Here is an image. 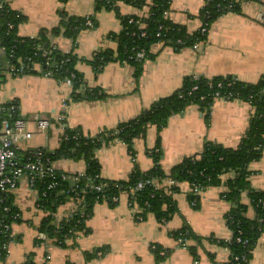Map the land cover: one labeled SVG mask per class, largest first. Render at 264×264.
<instances>
[{
    "label": "crops",
    "instance_id": "crops-1",
    "mask_svg": "<svg viewBox=\"0 0 264 264\" xmlns=\"http://www.w3.org/2000/svg\"><path fill=\"white\" fill-rule=\"evenodd\" d=\"M151 0H147L150 2ZM10 8L25 18L19 26V36L35 38L47 32L52 45L60 52L72 53L80 62L77 70L83 75L87 88L99 89L106 94L102 100H71V87L53 77L44 75H8L6 58L0 71V105L12 102L20 108L25 119L48 120L50 128L37 134L29 144V150L55 151L60 146L63 130L60 118L69 129H79L87 136L114 130L122 122L135 119L153 103L180 90L188 78L213 79L233 77L244 83H257L264 76V2L243 1L241 13L220 16L211 26L206 42L198 49L156 44L151 49L153 59L144 64L139 81L134 68L112 62L100 73L87 62L97 52L116 50L112 37L123 27L115 11L99 8L95 0H9ZM205 0H171L169 19L187 28L190 34L200 30V13ZM69 16L95 20L93 28L80 32L75 38L50 33L59 27V12ZM121 16H141L147 9L139 10L126 3H119ZM251 106L239 100H217L208 110L197 105L189 106L183 113L173 115L161 132V166L165 172L184 159L199 155L207 142L235 149L249 127ZM158 132L150 127L144 139L134 144V157L123 142L116 141L99 149L96 158L105 180H127L137 167L142 172L153 168L149 151L155 149ZM55 169L67 174H84L85 161L59 160ZM251 187L264 191V155L249 167ZM232 177L227 175L226 181ZM223 188V189H222ZM222 188H210L200 195V208L189 201L191 186L180 185L175 195L179 212L166 224H160L154 214L144 221L135 219V211L128 198H120L115 207L107 204L95 206L92 217L86 222L87 233H78L60 246L53 238L41 240L39 229L46 213L38 204V192L31 189L27 178L21 179L13 192V205L19 219L11 225L12 241L9 244L7 264H225L231 257L228 247L212 241L229 242L232 231L225 215L233 207L222 198ZM242 203L249 204L246 194ZM73 206L62 205L55 217L59 225L72 212ZM247 216L255 217L251 209ZM184 224L202 238V244L188 241L187 247H179L172 235ZM161 246L171 251L157 263L153 247ZM196 248L195 257L189 247ZM103 250L104 256L87 259V254ZM0 264H5L0 262ZM250 264H264V233L253 251Z\"/></svg>",
    "mask_w": 264,
    "mask_h": 264
},
{
    "label": "trees",
    "instance_id": "trees-1",
    "mask_svg": "<svg viewBox=\"0 0 264 264\" xmlns=\"http://www.w3.org/2000/svg\"><path fill=\"white\" fill-rule=\"evenodd\" d=\"M60 1L65 4L70 0ZM243 1L256 0H205L200 13L202 23L209 31L220 16L228 13L240 14ZM95 2L99 8L115 11L123 27L121 33L112 36L117 42L116 50L97 52L92 60L87 61L96 73H100L112 62H119L133 67L134 77L139 81L144 72V64L153 59L151 49L154 45L162 44L180 50L193 47L197 43H204L208 37V33L202 34L201 29L190 34L185 26L174 24L168 16L171 0H151L150 2L147 0H95ZM119 3L129 4L141 11L147 9V12L141 16H121L118 12ZM207 11L210 12L209 19L205 17ZM59 15L60 25L50 33L51 36L63 34L73 39L80 32L95 26L93 17L90 18L93 25L88 27L86 26L87 18L69 16L65 10L60 11ZM24 21L23 16L10 8L9 1L3 0L0 9V71L4 65V56L7 66L24 68L25 75L50 73V77L60 82L70 80L73 102L102 100L107 97L99 89L87 88L83 75L76 68L80 59L72 53L65 54L58 51L49 40L47 32H41L35 38L20 37L18 28ZM8 24H12L14 28L9 29ZM144 33L146 36H143ZM179 41H181L180 44H178ZM12 52L14 58L10 59L9 55ZM142 52L145 55L144 58L138 59V54ZM35 66H39V70L35 69ZM6 71L8 72L7 69ZM194 87L197 88L196 91H192ZM217 93L230 101L237 99L251 106L249 127L239 146L231 149L207 142L199 155L186 158L174 166L170 172H165L161 166V132L167 127L170 118L175 114L183 113L191 105L208 110L214 103L213 98ZM150 127H156L158 132L156 147L149 151L153 168L142 172L136 167L127 180L103 179L101 165L96 158L97 151L119 141L127 146L131 156L134 157L135 141L144 139ZM65 135L68 138L66 140L62 138L58 149L44 152L52 162L85 161L87 170L79 182L81 188L87 189L85 208L80 213H74L71 217L63 219L59 225L55 224L58 209L70 201V197L66 194L70 184L59 180L60 186L43 196L50 180H37L38 204L47 214L39 229L41 234L55 239L60 246L64 247L67 239L75 238L78 233H87L86 222L92 217L95 206L107 204L115 207L119 201L113 199L120 200L124 192L129 195L130 203L136 202L142 210L135 215L137 221H144L148 214H154L158 222L164 225L179 212L175 195L180 192L181 184L187 183L191 186L189 201L195 209L200 208V196L193 192V187L198 186L205 191L209 188L224 186L222 198L233 206L225 215L228 227L232 231V239L229 242L214 239L212 241L229 248L231 257L225 264H250L257 242L264 233V191L253 189L249 181L252 174L250 165L259 162L264 155V76L253 84L240 82L230 76L213 79L188 78L180 90L153 103L138 117L120 123L114 130H105L96 136H87L79 129L67 128ZM227 175L232 177L225 181L224 178ZM153 180L157 182L156 185L147 184L143 190L136 191L139 183ZM166 180L172 181L173 184H163ZM90 181H93L94 185H105L103 191L91 190L90 185L86 188ZM244 194L249 199L248 205L242 203ZM12 195L13 192L5 196L6 205L11 209V216H19L17 208L13 205ZM249 209H252L255 214L253 219L247 216ZM2 215L0 211V217ZM8 221L12 223L13 219ZM172 237L179 247H182V243H186L187 247L188 241L191 240L198 245L202 244V238L198 237L187 224H184L180 231L173 233ZM11 241L12 237L0 233V262H5L7 258L6 252L2 250L4 243ZM189 249L196 257V248L190 246ZM152 250L157 263H162L171 253L169 249L157 245ZM102 251L99 250L92 255L87 254V259L98 256V253ZM236 258L240 260L236 261Z\"/></svg>",
    "mask_w": 264,
    "mask_h": 264
},
{
    "label": "built area",
    "instance_id": "built-area-1",
    "mask_svg": "<svg viewBox=\"0 0 264 264\" xmlns=\"http://www.w3.org/2000/svg\"><path fill=\"white\" fill-rule=\"evenodd\" d=\"M9 1V0H8ZM264 2V0H260ZM3 0L0 3V9L2 8ZM220 8V6H219ZM221 9V8H220ZM207 19L210 18V12L205 13ZM133 21H131L132 23ZM92 21L90 18L86 20V26L92 27ZM9 29H13L12 24H8ZM202 34H207L209 31L207 27L202 23L201 26ZM143 36H146L144 33ZM160 36V34L158 35ZM181 41L178 42L180 44ZM201 43H197L193 48L198 49ZM144 53H139L137 58L143 59ZM10 59L14 58L13 52L9 55ZM39 66H35V69L39 70ZM8 75L23 76L24 68L17 69L12 65L7 66ZM50 73L44 75L50 77ZM66 83L69 87H72V82L66 80ZM197 88L194 87L192 91H196ZM214 102L217 100H229L227 97H222L218 93L213 98ZM237 100V99H236ZM65 117L60 118L61 128L63 130L62 138L65 140L68 138L65 135L67 127L64 125ZM51 124L48 120L40 118L25 119L20 116V108L17 103L12 102L7 106L0 105V211L3 215L0 217V233L5 236H11V225L16 221L19 216H11V209L6 205V198L9 193L14 192L21 179L24 177L27 178L29 186L31 189L36 190L37 180H50L47 185V191L43 193V196L47 195L48 191H54L60 185L59 180L63 182H68L70 184L69 190L66 191V194L70 197L69 203L73 206L72 212L66 218L71 217L74 213H80L85 208V194L87 189H83L79 186L80 179L85 176L84 174H67V173H58L55 169L52 160L48 158L45 154V149L29 150V144L37 134L45 133ZM28 154V156H26ZM156 181H147L146 183H139L136 187V191H141L147 184H155ZM166 185H172L173 182L166 180L163 182ZM90 185L91 190L97 192H102L105 185H94L93 181H90L86 186L88 188ZM38 192V191H37ZM193 192L200 196L203 193V189L200 187H193ZM125 193V192H124ZM4 194V195H3ZM127 194V193H126ZM129 206L135 211V214L140 213L142 210L139 208L136 202L130 203L129 195L127 194ZM114 201H119V198H114ZM13 219V222H9L8 219ZM39 237L41 240L46 241L48 236L45 234H40ZM240 242V239H238ZM181 243V241H179ZM9 244L10 242L4 243L2 250L6 252L8 257L9 254ZM182 247L186 248V243H182ZM101 256L102 253H99ZM239 258H236V261H239ZM5 264V262H3Z\"/></svg>",
    "mask_w": 264,
    "mask_h": 264
},
{
    "label": "rangeland",
    "instance_id": "rangeland-1",
    "mask_svg": "<svg viewBox=\"0 0 264 264\" xmlns=\"http://www.w3.org/2000/svg\"><path fill=\"white\" fill-rule=\"evenodd\" d=\"M219 188H222V187H219ZM209 189H210V188H209ZM222 189H223V188H222ZM122 197L127 198V194H126V193H122L121 198H122ZM250 210H251V209H249V211H250ZM249 211H248V212H249Z\"/></svg>",
    "mask_w": 264,
    "mask_h": 264
}]
</instances>
